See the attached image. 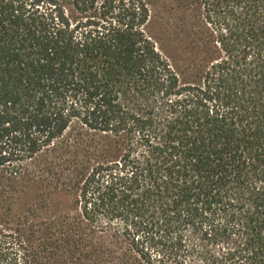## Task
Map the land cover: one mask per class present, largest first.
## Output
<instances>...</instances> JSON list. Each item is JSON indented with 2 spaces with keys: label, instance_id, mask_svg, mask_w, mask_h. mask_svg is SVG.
Here are the masks:
<instances>
[{
  "label": "trees",
  "instance_id": "1",
  "mask_svg": "<svg viewBox=\"0 0 264 264\" xmlns=\"http://www.w3.org/2000/svg\"><path fill=\"white\" fill-rule=\"evenodd\" d=\"M0 264H264V0H0Z\"/></svg>",
  "mask_w": 264,
  "mask_h": 264
}]
</instances>
